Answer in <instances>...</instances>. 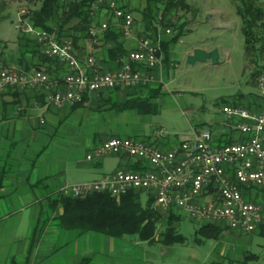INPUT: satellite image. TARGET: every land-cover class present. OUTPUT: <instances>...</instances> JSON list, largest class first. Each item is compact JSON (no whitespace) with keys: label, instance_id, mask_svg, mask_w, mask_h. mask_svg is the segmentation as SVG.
I'll return each instance as SVG.
<instances>
[{"label":"crops","instance_id":"obj_1","mask_svg":"<svg viewBox=\"0 0 264 264\" xmlns=\"http://www.w3.org/2000/svg\"><path fill=\"white\" fill-rule=\"evenodd\" d=\"M114 1L117 7L133 14L134 33L130 38L123 37L119 20L113 16L107 6L100 7L93 21L97 26L107 23V29L99 32L92 44L88 37H79L73 44L77 60L84 71L88 70L86 64L88 56L94 57L95 67L98 69L116 68L129 52L137 48L141 38L151 37L155 34L154 32L147 33L141 22L139 12L144 8L145 0L143 4L142 0ZM159 29L160 27L156 35L161 36L165 29ZM47 32L59 41L72 40V33L68 31L60 32L57 28H52ZM18 33L19 37L14 48L6 53L7 44H5L3 50L0 51V66H3L4 69L17 71L43 70L53 78L62 81L67 73V68L56 60L43 55L32 36L23 35L19 31ZM25 40L30 43L25 45ZM110 49H118L123 55L113 61L109 58L108 50ZM159 57L160 63L153 70L154 79L149 85L91 92L87 94L82 106L85 107L90 102L92 105H98L97 97L105 99L116 95L120 99L129 91L154 88L159 84L166 85L164 79L167 69L163 64L165 61H162L163 55L160 54ZM168 59L167 64L172 66L173 62L170 57ZM148 96L147 92H143L138 96V99L143 100ZM231 104L245 107L251 112H260L264 109V98L246 102L239 97ZM83 107L76 109L71 106L57 110L48 103L46 91L42 88L19 91L10 86H0V264H167L165 259L156 260V255L153 252L154 245L146 241L121 240L123 237L114 238L96 232L79 233L76 230H68L60 226L58 217L62 214L63 209L52 199L57 197L59 189L63 186L78 184V182L68 183L60 176L66 172L64 163H53L48 158L43 159L50 143L44 147H37V151L34 148L41 137L40 129H47L46 132L49 134H56L61 124L71 114L79 113L81 116L89 117L93 113L101 111V109L94 108L92 111L84 110ZM125 112H133L138 116L151 115L139 114L136 110ZM223 115L224 119L221 122H215L208 129H194L190 138L200 131L207 130L211 133L212 141L217 146L243 139L244 135L235 127L236 120L229 119L224 113ZM126 125L128 126L127 123ZM126 125L124 124L125 130L123 129L122 132L99 129L91 132L85 141L87 154L103 141L112 137L147 142L162 150H169L177 146V144L167 145V143L158 145L155 140L146 135H137L139 129L134 132L127 131ZM166 145L167 147H165ZM32 151H34L33 155L30 154ZM106 158L115 160L114 167L108 171L103 170ZM85 161L96 170L92 179L80 183L99 180L120 168L128 170L140 168V166L137 168V161L130 157L108 155L92 160H87L85 157ZM83 166L81 161L76 164L78 169L84 168ZM243 195L247 201L260 204L264 213V188L247 189L244 190ZM148 198L147 195V200ZM220 229L219 237L224 232L248 235V233L232 231L225 226H220ZM252 243L253 240H241V244L244 246H250ZM170 250L169 247L162 246V257L169 254ZM228 250L227 247L222 248V253L228 254ZM235 250L232 249V253ZM251 256L252 259L257 258L255 255L251 254ZM237 263L243 264L244 261L242 258L240 261H236L231 256L228 264Z\"/></svg>","mask_w":264,"mask_h":264},{"label":"built area","instance_id":"obj_2","mask_svg":"<svg viewBox=\"0 0 264 264\" xmlns=\"http://www.w3.org/2000/svg\"><path fill=\"white\" fill-rule=\"evenodd\" d=\"M107 6L120 22L123 37L134 33L133 14L116 6L114 0H96L89 14V42L92 44L107 23L97 26L93 18L100 7ZM14 27L34 38L46 57L67 68L59 81L43 70H0V86L19 91L42 88L48 103L57 110L74 106L91 92L111 91L119 87L138 88L149 85L153 70L160 63L161 36L143 37L137 48L128 53L117 69L95 67L93 56L86 58L87 71L81 69L72 40L59 41L49 32L38 29L30 20V12L18 10ZM164 33H170L165 29ZM264 94V76L259 79ZM222 112L236 120V129L244 138L217 146L209 131H200L176 147L162 150L147 142L112 137L92 149L87 160L112 155L130 157L139 163L137 170L120 168L96 181L71 184L58 194L84 198L93 193H106L119 200L128 193H144L152 198L153 208L165 216L183 211L200 225L225 226L232 231L255 233L264 224L263 208L247 201L244 190L264 188V109L251 112L245 107L226 104Z\"/></svg>","mask_w":264,"mask_h":264},{"label":"rangeland","instance_id":"obj_3","mask_svg":"<svg viewBox=\"0 0 264 264\" xmlns=\"http://www.w3.org/2000/svg\"><path fill=\"white\" fill-rule=\"evenodd\" d=\"M184 1L189 8L169 10L164 16V22L167 25H161L159 29H170V33L161 34V41H169L179 32L181 35L177 41L170 44L168 49V57L173 65L167 64L169 59H166L165 63L162 62L167 69L164 79L166 85L159 84L154 87L160 88V96L156 99L157 114L138 116L133 112L117 113L118 111L112 109L113 105L138 99L143 92L149 95L150 88L136 89L127 92L120 99L116 95L105 99L97 97L98 105H92L90 102L82 107L90 111L93 110L92 108L101 109L100 112H95L89 117L81 116L79 113L71 114L61 124L56 134H49L46 132L47 129H40L41 137L34 149L37 151V147H44L50 143L43 159L48 158L53 163H64L66 172L60 176L68 183L72 181L80 183L93 178L96 169L85 161L87 154L85 141L87 135L97 129L122 132L125 130L124 124L127 123V131L134 132L139 129L137 135H146L155 140L158 145L165 143L178 145L189 139L194 129H208L215 122H221L224 119L222 107L235 102L236 98L241 97V100L246 102L264 98L259 84L253 81V74L257 67L255 64L248 65L245 58L244 37L241 32L240 18L235 12V1ZM259 1L264 6V0ZM143 2L144 0L142 4ZM40 5L41 0L32 2L9 0V5L1 13L0 51L7 44L6 53H9L19 37L14 27L18 10L25 8L31 15ZM160 15L161 13L158 17ZM197 48L206 49V51L217 50L218 63L213 64L211 60L188 63L187 53ZM258 65V67L264 66V58ZM0 69L4 67L0 66ZM30 154L33 155L34 151ZM79 161L83 163L84 168H76ZM114 163L115 160L112 158L104 159L103 170H111ZM139 201L144 206L147 196L141 194ZM174 214L180 217L176 229L185 241L182 244L169 246L171 252L164 258L162 246L155 243L153 252L156 260L165 259L167 264H228L232 256V259L236 261L242 258L243 264H264V236L257 235L259 231L248 235L224 232L218 239H204L195 234L199 225L192 222L188 214L183 211L180 213L175 211ZM161 231L160 227L158 233ZM195 239L202 241L197 243ZM121 240L139 239L136 236H125ZM241 240H253V243L250 246H244ZM226 247L229 249L228 254H223L222 248ZM232 249H236L234 253ZM251 254L257 258L252 259ZM247 255L249 256L245 258Z\"/></svg>","mask_w":264,"mask_h":264},{"label":"trees","instance_id":"obj_4","mask_svg":"<svg viewBox=\"0 0 264 264\" xmlns=\"http://www.w3.org/2000/svg\"><path fill=\"white\" fill-rule=\"evenodd\" d=\"M94 1L96 0H41L40 7L32 12L30 20L34 26L43 30L51 31L52 28H57L60 32L72 33V42L75 44L79 37L89 39L88 30L91 23L89 11ZM234 1L235 12L241 21L245 58L248 65L255 64L257 67L253 81L258 85L259 79L264 76V66L258 67L259 61L264 58V6L259 0ZM8 5L9 0H0V19L2 11ZM172 8L188 9L189 6L184 0H145V6L139 13L147 33H155L151 37L157 34L161 25H167L164 16ZM159 13L161 15L158 17ZM180 35L181 32L169 41H161L160 54L163 55V61L168 58L170 44L177 41ZM25 42V45L30 43L27 40ZM108 54L113 61L123 55L118 49H110ZM120 65L113 69H117ZM159 95L160 88H150L146 99L127 100L113 105L112 109L118 112L136 110L139 114L155 115L158 112L156 99ZM85 98L72 107L82 106ZM137 164L139 168V163ZM139 197L140 194L128 193L116 200L106 193H93L84 198H71L58 194L52 200L60 204L63 209L58 221L64 229L76 230L79 233L96 232L114 238L136 236L140 241H146L151 245L158 243L165 247L182 244L185 238L176 229L180 217L174 212L161 216L153 208L152 198H148L146 204L142 206ZM160 227L162 231L158 233ZM258 231L264 236V224ZM220 232V226L203 225L195 234L204 239H217ZM195 241L201 243L202 240L195 239Z\"/></svg>","mask_w":264,"mask_h":264},{"label":"water","instance_id":"obj_5","mask_svg":"<svg viewBox=\"0 0 264 264\" xmlns=\"http://www.w3.org/2000/svg\"><path fill=\"white\" fill-rule=\"evenodd\" d=\"M218 58L219 55L217 50L206 51L204 49L197 48L187 55L186 60L188 63L211 60L213 64H216L218 63Z\"/></svg>","mask_w":264,"mask_h":264}]
</instances>
